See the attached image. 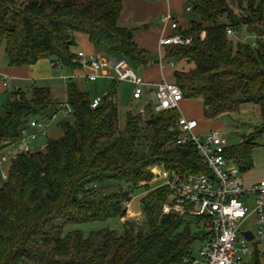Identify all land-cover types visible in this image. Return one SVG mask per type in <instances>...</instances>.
<instances>
[{
	"label": "trees",
	"instance_id": "trees-1",
	"mask_svg": "<svg viewBox=\"0 0 264 264\" xmlns=\"http://www.w3.org/2000/svg\"><path fill=\"white\" fill-rule=\"evenodd\" d=\"M187 3L194 19L177 33L191 43L166 46L164 59L192 69L174 71L172 83L183 99L202 101L205 118L236 113L243 104L258 106L261 124L224 150L228 162L248 172L256 139L264 135V0H236L238 11L231 15L224 11L226 0ZM122 8L123 0H0V46L7 66L49 58L75 71L77 35L86 36L100 55L124 58L134 71L148 66L150 54L135 44L132 30L118 24ZM222 17L226 24L219 22ZM241 28L252 43L227 35ZM116 85L110 82L92 109L88 93L69 82L65 103L72 114L71 121L59 124L62 136L48 139L42 151L20 152L8 162L0 186V264H192L194 245L197 253L205 234L194 218L161 214L167 194L159 171L197 174L206 167L191 144L176 143V110L154 114L147 105L151 114L144 127L139 116L127 113L120 131ZM59 110L46 88L13 92L0 118V152L16 146L31 120H51ZM136 191L144 194L138 200L144 226L125 220L118 231L86 237L78 230L65 232L123 219L124 205ZM262 257L254 250L249 264H260Z\"/></svg>",
	"mask_w": 264,
	"mask_h": 264
},
{
	"label": "built area",
	"instance_id": "built-area-1",
	"mask_svg": "<svg viewBox=\"0 0 264 264\" xmlns=\"http://www.w3.org/2000/svg\"><path fill=\"white\" fill-rule=\"evenodd\" d=\"M190 10L188 6L186 11ZM161 23L169 25L174 31L178 28L169 14L161 18ZM234 34L233 31L227 30V35ZM203 37L202 32L200 38ZM190 43V37L174 33L162 38L159 45L165 47ZM72 62L82 73H70V76L65 78L71 80L79 76L89 83L97 80L116 84L129 83L133 86L132 99L142 100L145 97L154 114L178 111L179 103L183 100L181 90L174 83L161 81L153 86L148 85L124 58L88 56L82 51H77ZM51 67L57 71L62 69L59 64L51 63ZM6 83L7 78L2 77L4 87ZM101 102L102 97L95 96L91 99L90 107L95 109ZM59 108V111L67 116L72 114L66 103L59 105ZM176 126L180 132L176 143L191 144L201 157L206 172L182 174L165 169L159 171L162 186L167 194L161 214L177 218L191 217L199 222V227L205 234V241L192 259V264H245L246 257H250L256 250L250 245L257 242L264 245V179L249 188L243 185L239 169L225 158L224 150L228 142L220 132L209 130L203 135L197 134L195 131L199 126L198 121L185 118L181 114L177 118ZM28 127L34 132L26 134V131H23L12 151L0 156V164L10 161L20 152L34 151L31 142L39 134L44 135L46 127L38 120H31ZM124 208L128 211L130 202H126ZM245 232L251 233L250 241L243 236Z\"/></svg>",
	"mask_w": 264,
	"mask_h": 264
},
{
	"label": "rangeland",
	"instance_id": "rangeland-1",
	"mask_svg": "<svg viewBox=\"0 0 264 264\" xmlns=\"http://www.w3.org/2000/svg\"><path fill=\"white\" fill-rule=\"evenodd\" d=\"M242 5L245 6L246 3L243 2ZM184 8L185 7H183L182 19L186 23H189L191 20L194 19V17L192 13L190 14L185 13ZM229 8H231L233 12L238 11L236 0L235 3L233 2L231 6H229ZM219 22L222 24L227 23L225 17L220 18ZM231 39L234 42L242 41L246 43H252L254 41V38L248 35L242 28L236 34L231 36ZM77 50H82V52H84L86 55H89L94 51L92 46L88 43L86 36L84 35L76 36V44L72 48V52H74L75 54ZM149 58L154 62V65L156 63V65L158 66V62H159L158 56L150 54ZM6 63L7 60L3 51V46H0V66L6 65ZM168 63L169 61H165L164 66L168 68L167 70L169 74V70L172 71V67H170ZM181 64L182 65L178 68V71L180 72L187 73L192 69V65H187L183 62ZM61 70L60 71L54 70L52 72V75L58 77V74L60 75L62 72L63 73L67 72L65 69H61ZM77 70L79 71V68L76 69L75 71ZM135 73L138 74L137 70H135ZM167 80L168 82H170V76H167ZM73 81L79 83V79H74ZM172 82H174V79ZM51 83H52L51 87L54 89L53 91H55L57 94L55 98L58 101L63 100L64 99L63 89L65 85L64 82L62 80L55 79ZM34 84L35 86H39L42 85L43 83L35 82ZM15 86L16 85L14 83L8 82L7 88L4 89V92L0 93V118L4 116L5 113L4 107L8 103L11 94L18 89L20 91H26L31 87V82H22V84L18 86L19 88H15ZM84 86H85L84 89L88 91L87 93L89 97L94 98L95 90L97 91V94L99 96L101 97L104 96V94L108 90L109 83L103 80H99L95 84L87 83ZM132 90H133V86L126 82H121L116 85V96L114 100L117 108V120H118L117 127L120 131H122L125 127V120L127 113H131L134 117L139 116L141 118L142 127H144L145 121L148 119L149 114H151V111L147 106L148 104L146 103L145 97L142 100H133ZM178 112L186 117L192 116L198 121V123H200V128H198L195 131V133L203 135V133H205L206 131L216 130L226 138L228 144H235L240 141L241 136H248L252 134L255 127L259 126L262 122L260 118L259 108L258 106L253 104L240 105L239 110L236 113L211 119V118H205L203 116L202 103L200 99H184L180 103ZM64 120L71 121V117L63 114L62 111H58V113L53 119L43 122L47 132L46 140L48 139L55 140L62 136V132L59 124ZM43 140L44 139H42V141ZM256 142L258 146L255 147L252 151V160L254 166L250 171L241 173V177L243 179V185L246 188L252 186L253 183L256 181L255 176L259 174V170L260 171L262 170V172H264V135L256 139ZM2 154H4V152H0V156ZM8 162L9 161L0 164V186L3 185L6 179V171L9 165ZM160 186H162V182L160 183ZM143 195H141V192L139 191L134 192L130 202V209L127 211L126 216L121 220L110 219L104 222H93V223L81 224L77 226H70L67 227L65 232L70 230L71 231L78 230L79 232H81L83 237H86L89 235L90 232H94V231H105V230L118 231L120 227V221L123 222L125 220L134 221L137 225L144 226L142 207L138 201L139 197ZM185 219L187 218L185 217ZM190 225L191 227L196 228V226H194V223H190ZM251 230L254 229L251 228ZM254 244L255 243H252L250 247L252 248L253 245L259 254H264V245H262L261 242H257L255 244L256 246ZM198 246L199 245L195 243L194 245L195 256L197 255L196 251L198 249ZM249 263H250V257H246L245 264H249ZM260 264H264V257L260 259Z\"/></svg>",
	"mask_w": 264,
	"mask_h": 264
},
{
	"label": "crops",
	"instance_id": "crops-1",
	"mask_svg": "<svg viewBox=\"0 0 264 264\" xmlns=\"http://www.w3.org/2000/svg\"><path fill=\"white\" fill-rule=\"evenodd\" d=\"M226 2L228 6H231L233 2L235 3V0L234 1L226 0ZM183 7H185L184 8L185 13H188V14L191 13V10L189 12L186 11V8L188 7L187 0H123L122 12L118 19L119 26L132 30L133 39H134L135 44L139 48L145 49L149 54L158 56V59H159L158 66L156 65V63L154 65V62H153L149 64L148 66L137 69V72L139 74L137 75L141 77L143 81L148 85L153 86L161 81L168 82L167 76H170V82H172L174 71H177L178 68L182 65L181 63L173 64L172 62L169 61L168 64L170 65V67H172V71L169 70V74H168V70H167L168 68L164 66L165 61H168L164 59V53H165L164 50L166 46L165 47L160 46L159 42L162 38H165L169 35L177 33L178 30H185L189 27V23H186L182 19ZM165 14H169L172 20L177 24L178 28L176 31L171 30L169 25H164L161 23V18ZM77 51H82V50H77ZM96 55H100V54L93 51L88 56H96ZM54 70L55 69L51 67V62L49 58L41 59L32 66H25V67H19V68L8 67L7 63L6 65H1L0 66V93L4 92V89L7 88L8 82L14 83L16 85L15 88H19L18 86L22 84V82H31V86L33 87H40V88L48 89L50 92L52 101L57 105H61L66 102L65 90L69 82L74 83L78 91L85 92V93L88 92L86 89H84L85 87L84 85L89 82L85 81L81 77L78 76L71 80L68 78H65V77L70 76V73H74L75 75H81L82 71L77 70L78 71L77 72V71H70V70L65 69L67 72L65 73L62 72L60 75L58 74V77H55L52 75V72ZM2 77H6L7 80H9L7 81L5 87L2 84ZM55 79L62 80L65 84L64 89H63L64 99L61 101H58L55 98L57 94L55 91H53L54 89L51 87L52 86L51 82H53V80ZM74 79H79V83L74 82L73 81ZM35 82H39V83L41 82L43 84L39 86H35L34 84ZM96 82H94L93 84H95ZM94 96H99L96 90H95ZM180 103H179V106H180ZM202 113H203V106H202ZM184 117L188 119H195L192 116H189V117L184 116ZM198 128H200V123H199ZM33 132L34 130L32 128L27 127L26 134H31ZM41 138L44 140L42 141ZM46 139H47L46 131L44 135L39 134L37 138L33 142H31V145L34 148V150H39V151L42 150L46 144V141H47ZM11 151H12V146L5 148L1 152H4V154L2 155H5ZM255 178H256L255 179L256 181L254 183L264 179V172H262V170L261 171L259 170V174L255 176Z\"/></svg>",
	"mask_w": 264,
	"mask_h": 264
},
{
	"label": "water",
	"instance_id": "water-1",
	"mask_svg": "<svg viewBox=\"0 0 264 264\" xmlns=\"http://www.w3.org/2000/svg\"><path fill=\"white\" fill-rule=\"evenodd\" d=\"M224 11H225L228 15H231V14L233 13L232 9L229 8V6H227V5L225 6ZM102 98L104 99V96H103ZM243 236L245 237V239H246L247 241H250V240L252 239V235H251V233H249V232H245V233H243Z\"/></svg>",
	"mask_w": 264,
	"mask_h": 264
}]
</instances>
